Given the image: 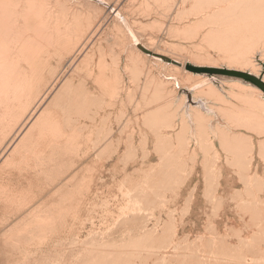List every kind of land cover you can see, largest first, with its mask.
<instances>
[{
  "label": "rangeland",
  "instance_id": "374dc122",
  "mask_svg": "<svg viewBox=\"0 0 264 264\" xmlns=\"http://www.w3.org/2000/svg\"><path fill=\"white\" fill-rule=\"evenodd\" d=\"M163 1L164 5L161 6V10L164 9V11L154 10L157 5L160 7L163 4L161 0L158 1L157 5L153 3V0H114L113 2L129 15L131 21L134 19L132 21L134 25L135 20L139 22V26L137 24L135 27L137 26L138 36L141 35L140 38L146 41L153 39L150 41L154 43L152 44L154 48L163 43L157 48L164 51L163 48L166 47L165 51L170 49L167 51L169 53L174 50L172 55L180 53V57H178V54L175 56L177 59H181L179 63L182 68L179 72H183L180 73L174 72L173 68L164 69L163 64H159L153 59L142 60L141 58V62L137 58L138 60H133L134 62L137 60L136 63L139 61L137 65L133 61L129 63L128 59L132 60L136 54L134 55L135 51L131 44H127V40L124 37L122 38V33H120L122 34L120 37L119 33L115 32L116 30L113 34L109 32L112 26L116 25L115 20L107 17L104 12L101 13L102 11L91 9V11H97L96 13L92 12L97 17L96 22L100 21V25L98 24L100 31H97L99 34L96 32L97 35H94L92 38L94 40L89 46V50L94 51L93 60L98 63L100 59H104L105 64H107L106 76L111 79L108 80L110 84L113 82L112 76L115 78L114 76L120 75L123 79V87L115 88V90L113 88L103 89L94 79L88 78V70L90 69L87 65H81V62L89 51H86V54H76L75 66L67 67L64 70L63 81L57 87L59 88L70 80L74 69L76 70L79 66L74 73L77 80L74 88L88 85L91 92L89 108L92 110L95 120L93 118L91 119L94 121L89 118L87 120L86 117L76 115L67 117L68 115L64 114L62 109H65V112L70 109L69 97H72L73 94L71 96L67 95V97L63 95L59 107L62 109H58L61 120H63V123L66 121L65 126L66 124L67 126H74L82 131H77V134L80 135V145L75 151L68 155H64L61 151V155H63V158L65 157L64 164L70 166L69 171L58 176L54 182L49 178L40 181L33 175L23 177L15 171L0 173V189L2 188L1 190L4 191L3 194H0V264H21L20 261L22 264H33L36 260L34 264H37L39 260L40 264H46V260L43 263L45 257L49 259L48 264H98V262L109 264L117 259L113 257L114 261H110L112 259L111 253L116 254L120 250L125 253L121 256V258L124 257V260H121L122 262L125 261L123 264H264V185L261 187L262 189H258L260 187H258L257 178L255 180L253 175L250 174L257 172V174L262 175L264 173V150L261 151V144H257L259 140L264 139V135L259 136L255 129L252 131L250 128L248 130L247 128L246 130L245 128L238 129L235 127L236 121L229 119V114L232 115L231 110H235L231 109L233 108L231 106L244 108L243 103L228 93L231 88L228 83L235 81V79L197 74L208 78L210 84H193L186 87L197 76L195 73L187 71V66L208 67L200 66V64L205 63L211 57L213 60H209L210 62H215L219 68H225L229 58L228 55L232 53V50L234 52L236 46L241 43V39H235L234 37L240 38V35L238 36L237 32L232 31L234 30L233 27H236L235 24V26L232 25L233 27L231 25L225 26L227 29L229 28L228 30H231L228 34L227 29L224 26L222 27V23H220L221 27L226 29L224 31L227 34L206 35L210 32V28L216 29L218 24L209 25L208 21L202 20V17L194 16L193 13L197 8L200 9L202 4H204L202 5L203 8L205 7L207 3V1L206 3L203 2L205 0H200V2L198 0H188L184 4L182 3L184 0H179V2L178 0ZM144 2L147 3L145 7L144 4L146 3ZM172 3L174 4L173 8ZM192 3H195V5L197 3V7L193 12L190 10L191 7H195ZM150 4H155L156 8ZM139 5H142L141 8H139ZM167 6H169V10ZM142 8L151 9L149 11ZM166 9L172 12L168 13L165 11ZM183 9L189 10L187 12L188 16L186 12H183ZM138 10L149 12H146L148 13L146 14L139 11L140 16ZM179 10L184 15L186 14L185 17L182 12L180 15L178 14L179 17L182 15L181 19L184 21L179 17V20L174 18L178 16L177 11L180 12ZM164 13L165 16H163ZM154 14H161V16L157 17ZM170 14L171 16H169ZM135 15H138V17ZM186 16L189 18L187 19ZM142 17L147 19H142ZM173 19H176V21ZM196 20H202L204 23H200L203 26ZM195 21L197 26L194 25ZM189 22L192 27L193 25L198 27L197 30L194 27L192 29ZM140 23H143V25L141 24V26ZM187 25L188 28L192 29V32L189 29V32L185 33L187 27L183 31L184 26ZM172 26L182 30L175 33L176 30ZM222 28L221 30L220 28L217 29L222 32ZM194 30L198 32V35ZM117 31L119 32L118 29ZM101 32L102 35H100ZM179 32L185 37L183 38L182 35L179 37ZM188 33L194 34L196 37L193 38V35L191 37L189 34V38ZM227 35L230 37L229 39ZM204 36L209 40L207 45H205L207 39H203ZM212 36L215 39H222L223 37L227 42L230 41V45L228 46L225 40H221L223 44L218 43L220 40L216 43ZM186 37L189 40H186ZM103 38L105 41L102 40ZM107 38L108 42H106ZM198 40L204 41L205 44ZM118 42L126 43V52L121 53ZM255 42L254 44H259L257 43L259 41L255 40ZM217 44L219 45L216 46ZM195 45H203L204 50L201 46H197L199 48L197 50ZM261 45L262 42L257 46L259 50L254 47L256 50L252 48L254 51L250 50L252 54H249V59L261 73L259 77L264 76L262 66L264 64V48ZM207 46H210L211 49ZM157 48L154 50H158ZM213 48L216 50L213 51ZM128 51L131 53H128ZM229 51L231 52L229 53ZM130 54L133 55L130 56L132 58H127L125 61V55L129 57ZM200 56L205 58L203 59ZM224 58H226V61H224ZM112 59H114V62L117 60L116 64L119 66H114ZM202 59L203 61H201ZM146 60L150 63H146ZM221 61H224V63ZM112 67L114 71L117 69L116 73ZM226 68L228 69V67ZM247 71L251 73L250 70ZM177 74L180 78H184L186 74L185 79L189 78L190 81L187 80L185 86H183ZM189 75L194 79H191ZM105 81L108 82L107 79ZM114 84L113 82L112 85ZM146 84L148 85L146 86ZM213 85L220 90L223 96L225 95L226 102L222 103L212 99L210 91ZM72 91L74 92L73 89ZM111 93L114 95L112 94V96ZM55 94L53 92L46 100L47 105L54 99ZM91 98H94V104ZM190 105L202 109L205 113L202 114L203 122L198 123L195 120ZM216 105L220 106L219 109L222 108V112L219 113ZM208 107L214 110H210ZM224 109L230 111L225 114ZM157 110L162 112L161 116L164 117L162 120L158 121L161 116L156 119L157 121H155V118L152 120L151 116L148 117L149 112L152 113V111ZM246 117L249 118L250 116L246 115ZM65 118H70V120L67 119V122ZM74 119L77 122H74ZM249 119L251 120V118ZM254 119H252L254 122L257 121ZM153 121L155 122L153 123ZM255 124H253L255 128L258 125L260 126L259 122ZM78 125H80V128ZM66 129L69 130L67 127ZM237 130V133H243L253 139V149L250 153L243 152L239 154L238 151L235 154L225 146L227 142H230V139L234 138L233 134ZM88 134L90 135L89 138H87ZM217 156L221 159L219 160ZM242 156L246 159L241 162L240 158ZM249 161L252 164H248ZM243 166H251V168L247 171ZM167 172L169 177L159 176L167 174ZM154 174L157 177H154ZM227 176L229 177L226 178ZM245 178H248L244 180L245 182L241 180ZM262 179H264V175H262ZM122 184L125 196L122 195L121 191L119 192ZM30 185L31 189H28L29 205L19 208L6 203L8 193H19L23 189L29 188ZM78 185L91 186V190L84 195L81 194L73 198L75 194L71 191ZM237 189L238 191H236ZM259 190L261 193L258 192ZM66 194L70 196L68 201L70 206L78 204L80 201L78 197L84 196L86 198L87 207L81 209L78 223L68 225L57 237L46 241L42 245L39 242L30 241L29 238H22L19 242L14 240L17 235L16 228L24 220L30 219V214L33 211L38 208H41V211L49 210L52 205L61 203L62 197ZM242 199H245L246 204L242 202ZM88 203H91V205H88ZM126 204H129L130 207L134 206L135 212L125 209L128 214L119 217L122 207ZM235 216L238 220L242 219V222L246 223L247 230H254L253 236L242 237V233L239 231L235 233L233 225H239V222L234 220ZM58 241H61L62 244H60L62 246L60 248H58ZM55 243H58V247L54 246ZM49 245H52V247ZM40 249L49 252L44 251L46 252L44 254L42 251L39 253ZM54 251L55 256L58 253L56 257L52 253ZM25 252L29 253L32 258L35 257V260L33 258L32 262L28 259L29 255L26 256ZM95 252L97 253L96 256H94ZM32 254L34 255L32 256ZM50 254L53 255V258H48V256L52 257ZM37 255L40 258H37ZM107 261L110 262L107 263Z\"/></svg>",
  "mask_w": 264,
  "mask_h": 264
},
{
  "label": "bare ground",
  "instance_id": "6f19581e",
  "mask_svg": "<svg viewBox=\"0 0 264 264\" xmlns=\"http://www.w3.org/2000/svg\"><path fill=\"white\" fill-rule=\"evenodd\" d=\"M113 1L114 0H0V173L1 172L15 171L20 176H23V177L33 175V176L37 177L38 180H40V181L49 178L50 180H52L54 182L58 178V176L63 175L69 171L68 169L70 166H69V164H64L63 160L65 157L63 158V155H61V151H62V153H64V155H68V154L72 153L73 151H75L80 145L79 144V136L80 135L77 134V131H80V132H82V131L80 129H78L77 127H74V126H69V125L67 126V124L65 126L66 121H65V123H63V120H61L60 114H59L60 112L58 111V109H62L59 107L61 106V99H62L63 95H65L67 97V95L71 96L73 94L72 97H69L70 98V103H69L70 109L67 112H65V109H62V112L64 114L68 115L67 117L73 116V115L80 116V117L83 116V117H86L88 120V118L89 119L93 118V115H94L92 110L89 108L90 93L91 92H90L88 85H82L79 88H77V86H76V88H74L76 85V81H77L75 79L74 73L76 72V70L78 69L79 66L76 68V70L74 69V72H73L70 80H68V81L65 80L66 82L64 84H62L59 88L57 87L61 83V81H63L62 79H63L64 70L67 67L75 66V62L77 60L76 56H75L76 54H78V55L86 54V51H89L87 53V55L84 57V59L82 60L81 65H87L89 67L90 70H88V72H89L88 78L94 79L95 82L98 83V85H100V87H102L103 89L113 88V90H115V88H118V87H123L122 86L123 79L120 75L114 76L115 78H113V76H112V81L115 84L112 85L113 82H112V84H110V81H108V80H111V79L107 78V76H106V70H107L106 65L107 64H105L104 59H100V61L98 63H95L93 60L94 51L89 50L90 43H92L94 40L92 38L94 37V35L95 36L97 35V33H98L97 31L99 30L98 28L100 27V26H98L100 21L96 22L97 17H95L93 15V13L97 12L96 10L102 11L101 13L104 12V14L107 17H111L115 20L116 25H113L112 28L109 30V32L111 34H113V32L116 30L115 32L119 33L120 37L123 34L122 38L124 37L125 40H127V42H128L127 44H129V45L131 44V47L135 51V53H134L133 50H131L134 53V55L136 54V56H133L130 54L129 57H127L128 55H125L126 56V58L124 57L125 61L127 58H132L130 56H133L134 58H132V60L128 59L129 63H131V61H133L137 58L139 60H141V58H142V60L143 59H147V60L153 59L156 62H159V64L160 63L163 64V68L166 70H167V68L168 69L173 68L174 69L173 71L176 73L183 72V71L179 72V70L182 67H178L176 65L166 63V62L162 61L161 59H157V58L148 56L147 54H145L144 52H142L139 49V46H141V47L145 48L146 50H149V51H151L155 54H158L160 56L167 57V58H169L173 61H176L178 63H179V60H181V59H177V57H175L176 54H178V53H176V54L174 53V55H172L174 50L172 51V53H169L167 51L170 49H166V51H165L166 47L163 48V46H162L164 51L160 50V48L159 49L157 48L160 44L163 45V43H160L158 46L155 47L158 50H154L155 49L154 45H152L154 43H152V41H150L153 39L146 41V40L140 38L141 35L138 36L139 33L137 30V26L135 27V25H137V24L139 26V22H137L135 20L137 23L134 21V23H135V25H134L132 22L134 19L131 21V19L129 18V15H127L125 12H123L122 9H120V7H118ZM153 1H154L153 3H155L156 5L159 3L158 2L159 0L158 1L153 0ZM169 1H168V3H169ZM187 1L188 0H184L182 3L184 4V2H187ZM198 1L200 2V0H198ZM206 1L208 4L206 3ZM178 2H179V0H178ZM203 2L206 3L205 7L203 8L202 5H204V4H202L200 6V9L197 8V9H199L198 11L196 9L197 3H196V5H195V3H192V4H194L195 7L194 8L191 7L190 10H192V12H193V11H195L194 9H196V11L193 12L194 16L202 17V20L208 21L209 25L210 24H213V25L218 24V27L216 25L215 26L217 28H220V30L223 26L224 27L226 25L232 26L235 24L236 27L232 26L234 28V30H232V31L237 32L238 36L240 35L239 36L240 38H238L237 36L234 37L235 39H241V43L236 46L234 52H233V50H232V53H230L231 51H229L230 54L228 53L229 58L227 56L228 60H227V64H225L227 66L224 65L225 68L228 67V69H230V70H236V71H241V72H248L247 70H250L252 75L259 77L261 75V73L257 69V67L254 66L251 59H249V54L250 53L252 54V52L254 50H256L254 47L257 48V46L260 45V42H262V45L264 48V0H205ZM116 3H118V2L116 1ZM144 3H146V2H144ZM147 3L149 4L148 1H147ZM147 3L144 4V7H145V5H147ZM161 3H163V4L162 5L159 4L160 7L157 5V8H156L155 4H150V5L155 6L156 9H154V10H161V6L164 5V1L161 0ZM141 4H142V2H141ZM150 5H148V7H151ZM141 6L142 5H139V8H141ZM171 6L173 8L174 4L172 3ZM190 6H193V5H190ZM168 7L169 6H167V9H168ZM72 8H73V11H72ZM151 8H146V9L149 10ZM91 9H93V10L96 9V10L91 11ZM142 9L146 10L144 8H142ZM167 9L165 11L169 13L170 11H167ZM143 10H142V12H143ZM133 11H135V10L133 9ZM139 11L140 10H138V12ZM149 11H145L143 13H146ZM161 11H164V9H162ZM179 11L180 12L177 11V15L178 14L180 15V13L182 12L181 10H179ZM183 12L184 13L186 12V14H187V12H189V10H184ZM183 12H182V15L185 17L186 14L184 15ZM192 12H190V13L193 14ZM141 13H140V16H141ZM168 13H167V15H168ZM134 14H136V12H134ZM146 14H148V13H146ZM161 14L160 15L154 14V15L158 17V16H161ZM165 15L166 14L164 13L163 16H165ZM179 15L175 16L174 18L177 19L179 17ZM106 16H105V18H107ZM140 16H139V18H141ZM169 16H171V14ZM169 16H168V18H169ZM181 16L179 17L180 19L182 18ZM187 16H188V14H187ZM187 16H186V18H187ZM136 17H138V15ZM148 18H150V17L148 16ZM171 18H170V20H171ZM179 18H178V20H179ZM142 19H147V18L142 17ZM176 19H173V20L176 21ZM106 20H108V19H106ZM202 20L201 21L196 20V21L199 23L201 22L203 24L204 22H202ZM102 21H104V20H102ZM182 21H184V20H182ZM196 21L194 22V25L196 24ZM178 23H180V22H178ZM220 23H222V27H221ZM102 24H105V23H102ZM141 24L143 25V23H140V25ZM145 24H147V23L145 22ZM189 24H190V22H189ZM192 24H193V22H192ZM117 25H119V26H117ZM194 25H193V27H194ZM219 25H220V27H219ZM189 26L192 29L196 28V30L198 28V27H196L197 24L194 28L191 26V24ZM231 26H229V27L231 28ZM172 27L175 28V30H176L175 33L178 32V30H182V29H179L178 27H177L178 28L177 29L176 26L175 27L172 26ZM185 27L188 28V25L184 26L183 31L185 30ZM199 27H201V26L199 25ZM191 28L186 29L185 33H187V31ZM217 28L216 29L210 28L211 29L210 32H208V34H206V35H215L217 33H221L222 35H224V33L227 34V32H225L227 28L226 29L224 28L225 31L222 28L223 29L222 32L219 31V29H217ZM233 28H231V29H233ZM117 29L119 30V32L117 31ZM192 29L190 32H192ZM228 29H227V31L229 34V31L231 32V30H228ZM153 30H155V29H153ZM196 30H194V32H196ZM102 32L100 35L103 34ZM205 32H206V30H205ZM120 33H122V34H120ZM197 33L198 32H196V34ZM189 34L191 35V37L193 35V38L196 37V36H194L195 33L194 34L188 33L187 34L188 37H189ZM233 34H235V33H233ZM104 35H105V33H104ZM175 35H177V34H175ZM180 35H182V34L180 33L179 37H180ZM182 36H183V38L185 37V35H182ZM219 36H221V35H219ZM230 36H231V34H230ZM232 36H235V35H232ZM188 37H186L187 39L186 38L185 39L189 40ZM122 38H120V39H122ZM176 38H177V36H176ZM193 38H191V39H193ZM204 38H205V36L203 37V39ZM229 38L230 37L228 36V39ZM191 39H190V41H191ZM205 39H207V41L205 40L206 44L204 41H202V40L201 41L203 42V44L207 45V42L209 40H208V38H205ZM102 40L105 41L104 38ZM215 40H216V43L218 40H220V41H218V43L223 44V41L221 42V40H225V39H223V37H222V39H220V38L215 39L214 38V41ZM255 40L259 41V42H257L259 44H254V43H256ZM201 41H199V42H201ZM225 41H224V43L226 44L227 41L226 42ZM95 42H96V40H95ZM106 42H108V38L106 39ZM109 42H110V40H109ZM201 43H199V44H201ZM117 44L121 48V50H120L121 53L123 51L126 52V48H125L126 43L124 44L123 42H118ZM169 44H165V45H169ZM215 44H213V45H215ZM218 45L219 44H217L216 46H218ZM227 45L228 46L230 45L229 40L227 42ZM114 46H117V45H114ZM189 46H191V45H189ZM195 46L197 49L198 48L197 46L200 47L201 45H195ZM173 47H176V46H173ZM181 47H184V46H181ZM207 47L209 48L210 46H207ZM252 48H254V50ZM182 49H184V48H182ZM202 49L204 50L203 47H202ZM210 49H211V47H210ZM224 49H225V47H224ZM228 49H229V47H228ZM99 50H101V49H99ZM215 50L216 49L213 48V51H215ZM250 50L251 51L253 50V51L250 52ZM257 50H259V49L257 48ZM90 51H92V52H90ZM128 53H131V52L128 51ZM179 54H178V57H180ZM253 54H255V53H253ZM186 55H188V54H186ZM186 55H185V57H186ZM193 55H195V54H193ZM208 56L210 57V55H208ZM200 57L203 58L202 56H200ZM222 58H221V60H222ZM114 59H116V58H114ZM114 59H112L111 61L114 62ZM193 59H194V57H193ZM197 59H199V58H197ZM203 59L201 61H203ZM224 59H225L224 61H226V58H224ZM142 60H141V62H142ZM209 60L211 61L213 59H211V57H210V59H208V61L204 60L205 63H201L200 66H208L210 68H219V66L215 62H213V61L210 62ZM263 60H264V55H263ZM136 61L135 62L133 61V62L136 63ZM224 61H221V62L224 63ZM138 62L136 63V65L138 64ZM148 62L150 63V61H147L146 63H148ZM116 63H117V60H115V62L113 63L114 66L118 65ZM183 63H182V65H183ZM124 64H127V63H124ZM133 66L135 67L134 64H133ZM158 67H160V66H158ZM128 68H131V67L129 66ZM69 69H72V68H69ZM112 69H113V67H112ZM116 70L117 69H115V71ZM72 71H71V73H72ZM113 71H114V69H113ZM127 71H128V69H127ZM177 75L179 76V74H177ZM184 76H185L184 78H180V76H179L180 82L182 83L183 86H185V82L189 79V78L185 79L186 74ZM196 77H195V79L191 77V79H194V80L192 81L191 84H189L186 87H190L193 84H210L208 78L203 77L202 75H197ZM106 79L108 82L105 81ZM188 81H190V80H188ZM263 81H264V76H263ZM147 82H150V81H147ZM228 84L231 85L230 86L231 88H230V90H228V93L232 97L238 99L239 102L243 103V105H244V108L236 107L235 105L231 106V107H233L231 109H235V110L234 111L231 110L232 115H231V113L230 114L228 113L229 119H231V120L234 119L236 121L235 127L238 129L239 128L240 129L245 128V130H246V128H247V130H248V128H250L251 131L255 129V131H257V134H259V136L264 135V94H263V92L254 86L243 84L239 80H235V81L228 83ZM147 85L148 84H146V86ZM72 89L74 90V92L72 91ZM237 89H239V90H237ZM53 92L56 93L54 96V99L50 102L49 105H47L46 100L50 97V95ZM210 93H211L212 99L218 100L222 103L226 102V99L224 97L225 95L223 96V94L220 92V90L217 89V87L215 85H213L211 87ZM112 94L113 93H111V95ZM103 96H105V95H103ZM93 97H95V96H93ZM184 98H186V97H184ZM93 99L94 98H91L92 103H93ZM68 101H69V99H68ZM95 103H96V101H95ZM236 105H238V104L236 103ZM243 105H241V106H243ZM190 106H191L190 108L192 110V115L195 117V120L198 123L203 122V115L202 114H205V113H203L202 109H199L193 105H190ZM92 107H94V106L92 105ZM219 107H220L219 105H216V109L220 113V112H222V108L219 109ZM209 109L214 110L211 108H209ZM229 111L224 109L225 114ZM150 114H152V115H150ZM161 114H162L161 111H158V110L152 111V113L149 112L148 117L151 116L152 120H154V118H155V121H157L156 119L158 117H160ZM246 115H249L250 116L249 118H251V120L249 118H247ZM163 118L164 117L161 116L158 119V121L162 120ZM244 118H246L245 120H247V121H245ZM254 118H256V119H254ZM93 119H91V120H93ZM248 119L250 120L249 122H248ZM252 119L257 120V121L254 122ZM68 120H70V118ZM68 120H67V122H68ZM91 120H89V121H91ZM240 120H241V122H240ZM71 121H73V120H71ZM75 121L77 122V120L74 119V122ZM155 121H153V123ZM251 121H253V122H251ZM250 122L253 124L259 122L260 126L258 125L259 127L256 126V128H255V126L253 124H251ZM66 127L69 128V130H67ZM78 127L80 128V125H78ZM85 127H87V126L85 125ZM148 127H149V125H148ZM167 128H168V126H167ZM237 132H238V130L233 134L234 138L230 139L229 140L230 142H227L225 144V146L229 150L234 152L235 154L238 151H239V154H242L243 152L250 153V151L253 149V143H254L253 139L251 138V136H246L243 133H237ZM89 134H90V132H89ZM89 134L87 135V138H89V136H90ZM239 138H240V140H239ZM258 142H257V144H261V146H260L261 151L264 150V139H261ZM255 147L256 146L254 144V148ZM217 158H218V156H217ZM218 159L220 160L221 158L219 157ZM240 159H241L240 161L242 162L243 159H246V158L242 156ZM252 161H253V158H252ZM250 163L251 162L249 161L248 164H250ZM243 168L245 170L249 171L250 170L249 168H251V166L250 167L243 166ZM246 168H248V169H246ZM224 170H225V167H224ZM168 174L169 173L167 172V174H164V175L161 174L159 176L160 177L164 176L165 178H167V177H169ZM250 174L253 175V178L255 180L257 178L258 187H260L258 189H262L261 187L264 185V179H262V175H264V173L262 175L259 173L257 174V172L254 174L253 173H250ZM153 176L157 177V175H155V174ZM228 177L229 176H227L226 178H228ZM247 179L248 178L241 179V180L244 181ZM242 181H241V183H242ZM153 188H154V186H153ZM1 189H0V194H3L4 191H2ZM28 189H31V185L29 188H26L25 190L23 189L19 193H8V195H6L8 197L6 198V196H5L6 203L10 204V205H14L15 207H19V208H23V207L29 205L30 203L28 202L29 201V197H28L29 190ZM90 190H91V186L87 187L86 185H78L77 187L73 188L71 192H73L75 194V196L73 198H76V196H79L81 194L84 195L86 192H90ZM120 191L122 192V195L125 196L123 193V184L120 186L119 192ZM236 191H238V189ZM258 192H260V190ZM96 195H97V193H96ZM251 197H253V196H251ZM78 198L80 199L78 204L77 205L73 204V206H70V202H68L70 199V196L68 194H66L65 196L62 197L61 203L52 205L49 210L41 211V208L40 209L38 208L36 211H33L30 214L31 218L24 220L19 225V227L16 228V230H17V235L15 236L16 238L15 239L12 238V239L19 242L22 240V238H24V239L29 238L30 241H33V242L36 241V242H39L40 245H42V244L46 243V241H50V239L57 237L62 232V230L64 228H66L68 225H71L72 223L73 224L78 223L79 216L81 213V209L83 210L84 208L87 207L86 198L84 196H82V197L80 196ZM256 200H257V198H256ZM252 201H253V199H252ZM242 202H245V204H246L245 199H242ZM88 205H91V203H88ZM125 209H130V211L135 212L134 206L130 207L129 204H126L124 207H122V209H121L122 211H121V214L119 217L126 216V214H128L127 212H125ZM11 218H13V217H11ZM122 221H124V220H122ZM60 242H59V247L57 245L58 243L57 244L55 243L54 246L56 245L55 247L60 248V246L62 245ZM50 247H52V245ZM46 248H47V246H46ZM54 248H53V250H55ZM42 251L43 250L39 251V253ZM44 251H46V250H44ZM44 251H43L44 254L46 252H49V251H46V252H44ZM121 251L122 250L118 251L116 254L111 253L112 257L110 254H108V256L111 257L112 259H113V257L117 258L115 260L116 262L114 261V259L113 260L111 259L110 261H114V262L109 263V264H117V263L123 264L125 262V261L122 262L124 260V257L121 258V256H123L122 254H125V253H124V251H122V252ZM37 252H38V250H37ZM57 252H58V249H57ZM52 253H54V256H55V251ZM94 254H93L94 256L97 255L96 252ZM28 255H29V253L28 254L26 253V256H28ZM33 255L34 254H32V256ZM35 255H36V253H35ZM39 255H41V254H39ZM39 255H37V258L38 257L40 258ZM57 255H58V253H57ZM102 255H103V253H102ZM51 256L52 257L48 256V258H53V255H51ZM118 257L120 258L119 260H118ZM31 258L32 257L29 255L28 259H30L32 261L34 258V260H35V257H33L32 259ZM45 258H43L44 261L43 260L42 261L44 263L46 260L47 261L46 264H48L49 259H47V258L45 259ZM41 259H42V257H41ZM39 261L37 262V264H40ZM42 261H41V263H42ZM110 261H107V263ZM35 262H33V264ZM20 263L22 264L21 261H20ZM87 263H89V262H87ZM99 263L101 264V262H98V264ZM105 264H106V262H105Z\"/></svg>",
  "mask_w": 264,
  "mask_h": 264
},
{
  "label": "water",
  "instance_id": "95a60500",
  "mask_svg": "<svg viewBox=\"0 0 264 264\" xmlns=\"http://www.w3.org/2000/svg\"><path fill=\"white\" fill-rule=\"evenodd\" d=\"M139 49L145 54H147L148 56L161 59L162 61L166 63L181 67L180 63L173 61L167 57L155 54L149 50H146L145 48L141 46H139ZM262 66H263V72H264V64H262ZM186 70L192 73H195V74L209 75L210 77L216 76V77H224V78H233L235 80L242 81L245 84H249V85H252L260 89L264 94L263 77H256L249 72H241V71L230 70V69H225V68H210V67H196V66H187Z\"/></svg>",
  "mask_w": 264,
  "mask_h": 264
},
{
  "label": "crops",
  "instance_id": "0c3cea01",
  "mask_svg": "<svg viewBox=\"0 0 264 264\" xmlns=\"http://www.w3.org/2000/svg\"><path fill=\"white\" fill-rule=\"evenodd\" d=\"M234 220L239 222V225H236V224L233 225L235 233L237 231H239L240 233H242V237H249V236L251 237V236H253L254 230H247L246 227H245L246 223L242 222V219L238 220V218L235 216ZM245 220H246V218H245Z\"/></svg>",
  "mask_w": 264,
  "mask_h": 264
}]
</instances>
